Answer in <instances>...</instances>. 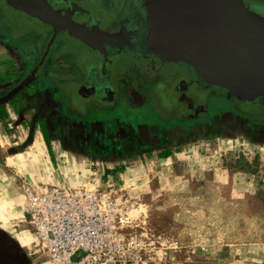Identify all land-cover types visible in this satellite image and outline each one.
<instances>
[{"label": "flooded vegetation", "instance_id": "1", "mask_svg": "<svg viewBox=\"0 0 264 264\" xmlns=\"http://www.w3.org/2000/svg\"><path fill=\"white\" fill-rule=\"evenodd\" d=\"M262 1L243 0L264 17ZM47 2L61 21L69 19L88 34L56 33L48 20L0 0V100L33 76L0 105V122H10V113L28 94L29 120L50 150L49 129L67 150L76 146L103 162L115 154L129 159L147 146L155 151L158 143L169 144L162 153L167 155L198 130L264 136V104L230 96L191 68L149 52L138 0ZM23 253L0 235V264H39L28 249Z\"/></svg>", "mask_w": 264, "mask_h": 264}, {"label": "rangeland", "instance_id": "2", "mask_svg": "<svg viewBox=\"0 0 264 264\" xmlns=\"http://www.w3.org/2000/svg\"><path fill=\"white\" fill-rule=\"evenodd\" d=\"M157 145L155 151L143 149L146 172L138 170L141 177L138 172L123 175L137 157L120 154L113 161L122 166V175L113 178L101 175L104 162L92 165L100 172L87 179L72 175L73 160L67 157L60 166L72 183L110 180L121 185L134 200L133 224L159 244L161 264H264V136L198 130L178 142L166 161L157 156H165L169 144ZM224 172L227 185L220 176Z\"/></svg>", "mask_w": 264, "mask_h": 264}, {"label": "water", "instance_id": "3", "mask_svg": "<svg viewBox=\"0 0 264 264\" xmlns=\"http://www.w3.org/2000/svg\"><path fill=\"white\" fill-rule=\"evenodd\" d=\"M48 20L56 33L88 34L57 13L47 0H8ZM145 45L168 62L191 68L207 85L246 103L264 104V17L243 0H138ZM28 77L0 105L32 81Z\"/></svg>", "mask_w": 264, "mask_h": 264}, {"label": "built area", "instance_id": "4", "mask_svg": "<svg viewBox=\"0 0 264 264\" xmlns=\"http://www.w3.org/2000/svg\"><path fill=\"white\" fill-rule=\"evenodd\" d=\"M27 198L39 264H161L159 244L133 224V197L113 181L41 185Z\"/></svg>", "mask_w": 264, "mask_h": 264}, {"label": "crops", "instance_id": "5", "mask_svg": "<svg viewBox=\"0 0 264 264\" xmlns=\"http://www.w3.org/2000/svg\"><path fill=\"white\" fill-rule=\"evenodd\" d=\"M27 96L28 94H24L23 97L27 101L23 104L19 101L15 113H10L8 117L10 122H7L8 120L0 122V235L4 243L22 255L27 249L33 253L30 249L32 245L29 234L23 224L27 216L26 203L29 191L37 190L41 185L51 186L70 182L66 181V174L64 175L66 171L61 170L60 166V163L64 164L65 160L62 159L64 156L73 160L71 162L73 167L70 166L72 175L86 179L91 177L90 174L100 172L92 165L103 162L102 159L89 157L90 154L79 147L70 145V149L67 150L60 138L58 139V136L49 129L47 139L52 147L50 150L43 134L36 128L35 122L29 120ZM29 143L30 147L19 149L20 152H17L19 146H26ZM172 154L171 151L163 157L159 155L157 157L161 161H166ZM132 157H137V160L129 163L131 165L125 166L124 169L109 157L108 161L104 162L106 166L103 167L101 175L106 179L111 176L113 178L122 175L120 169L126 171L123 175L128 174L127 177L136 175L135 173L138 170L142 171V168L146 172L145 155L138 153L133 154ZM152 158L155 159L154 154ZM128 170H131L132 174L128 173ZM141 175L142 173H137L138 177ZM227 175V172L220 175L226 185L229 183ZM239 190L245 194L246 188L241 186Z\"/></svg>", "mask_w": 264, "mask_h": 264}]
</instances>
